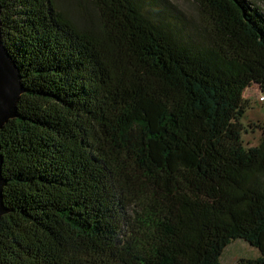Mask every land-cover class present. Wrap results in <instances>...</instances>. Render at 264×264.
<instances>
[{
	"label": "trees",
	"instance_id": "1",
	"mask_svg": "<svg viewBox=\"0 0 264 264\" xmlns=\"http://www.w3.org/2000/svg\"><path fill=\"white\" fill-rule=\"evenodd\" d=\"M0 0L25 92L0 129V264H264V0Z\"/></svg>",
	"mask_w": 264,
	"mask_h": 264
},
{
	"label": "rangeland",
	"instance_id": "2",
	"mask_svg": "<svg viewBox=\"0 0 264 264\" xmlns=\"http://www.w3.org/2000/svg\"><path fill=\"white\" fill-rule=\"evenodd\" d=\"M165 15L167 21H173L174 16L184 15L191 17L195 8L190 0H166ZM264 10V1L259 3ZM244 97L249 101V107L241 117L243 125L242 140L247 147L255 146L260 142L262 132L260 126L264 123V94L256 84L244 90ZM260 255L259 250L244 240L232 241L222 255V264H236L239 258H255Z\"/></svg>",
	"mask_w": 264,
	"mask_h": 264
},
{
	"label": "water",
	"instance_id": "3",
	"mask_svg": "<svg viewBox=\"0 0 264 264\" xmlns=\"http://www.w3.org/2000/svg\"><path fill=\"white\" fill-rule=\"evenodd\" d=\"M24 92L20 69L2 42L0 21V129L9 120L19 116L17 103ZM2 162L3 155L0 153V217L9 211L2 197L6 182L1 173Z\"/></svg>",
	"mask_w": 264,
	"mask_h": 264
},
{
	"label": "crops",
	"instance_id": "4",
	"mask_svg": "<svg viewBox=\"0 0 264 264\" xmlns=\"http://www.w3.org/2000/svg\"><path fill=\"white\" fill-rule=\"evenodd\" d=\"M226 250V249H225ZM223 254H224V252H223ZM222 261V260H221Z\"/></svg>",
	"mask_w": 264,
	"mask_h": 264
}]
</instances>
